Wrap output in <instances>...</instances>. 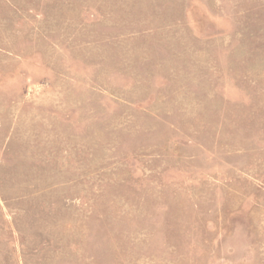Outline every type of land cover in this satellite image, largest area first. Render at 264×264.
<instances>
[{
    "label": "rangeland",
    "instance_id": "1",
    "mask_svg": "<svg viewBox=\"0 0 264 264\" xmlns=\"http://www.w3.org/2000/svg\"><path fill=\"white\" fill-rule=\"evenodd\" d=\"M0 264H264V0H0Z\"/></svg>",
    "mask_w": 264,
    "mask_h": 264
}]
</instances>
